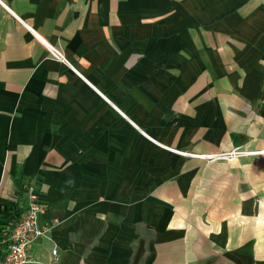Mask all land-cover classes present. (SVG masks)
Instances as JSON below:
<instances>
[{"label": "crops", "instance_id": "1", "mask_svg": "<svg viewBox=\"0 0 264 264\" xmlns=\"http://www.w3.org/2000/svg\"><path fill=\"white\" fill-rule=\"evenodd\" d=\"M25 183L30 264H264V0H0V263Z\"/></svg>", "mask_w": 264, "mask_h": 264}, {"label": "built area", "instance_id": "2", "mask_svg": "<svg viewBox=\"0 0 264 264\" xmlns=\"http://www.w3.org/2000/svg\"><path fill=\"white\" fill-rule=\"evenodd\" d=\"M55 56L64 59L63 54L56 52ZM254 152L232 150L228 153L200 155L202 159L208 158L215 161H234L237 158ZM25 201L21 206V215L18 221L8 223L4 229L2 239L6 255L0 264H30L32 263V249L36 242L50 233L48 227L42 226L41 218L46 214V206L41 202L40 190L27 183ZM57 255V251H54Z\"/></svg>", "mask_w": 264, "mask_h": 264}, {"label": "trees", "instance_id": "3", "mask_svg": "<svg viewBox=\"0 0 264 264\" xmlns=\"http://www.w3.org/2000/svg\"><path fill=\"white\" fill-rule=\"evenodd\" d=\"M19 193L22 195H25V190L20 188ZM20 215H21V208H19V206L16 203H12L6 212V216L12 218L10 223L18 221L20 218Z\"/></svg>", "mask_w": 264, "mask_h": 264}, {"label": "rangeland", "instance_id": "4", "mask_svg": "<svg viewBox=\"0 0 264 264\" xmlns=\"http://www.w3.org/2000/svg\"><path fill=\"white\" fill-rule=\"evenodd\" d=\"M232 151V150H231ZM228 152H230V151H226V152H221V153H216V154H222V153H228ZM209 155H211V154H209ZM206 162H212L210 159H208V158H205L204 159ZM221 161H224V160H221ZM216 162H220V161H216ZM226 162H228V161H226Z\"/></svg>", "mask_w": 264, "mask_h": 264}, {"label": "bare ground", "instance_id": "5", "mask_svg": "<svg viewBox=\"0 0 264 264\" xmlns=\"http://www.w3.org/2000/svg\"><path fill=\"white\" fill-rule=\"evenodd\" d=\"M193 157H196V158H202L201 156H198V155H191Z\"/></svg>", "mask_w": 264, "mask_h": 264}]
</instances>
